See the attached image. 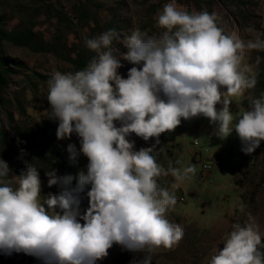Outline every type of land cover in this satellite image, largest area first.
<instances>
[{
  "label": "clouds",
  "instance_id": "obj_1",
  "mask_svg": "<svg viewBox=\"0 0 264 264\" xmlns=\"http://www.w3.org/2000/svg\"><path fill=\"white\" fill-rule=\"evenodd\" d=\"M217 20L215 12H188L170 0L158 16L164 30L149 35L134 28L123 38L127 51L119 57L111 50L119 38L116 30L85 38L96 55L84 69L55 71L47 101L49 118L58 121L57 138L73 133L80 138L79 150L75 144L67 150L70 160L81 153L87 157L86 172L75 177L58 175L56 169L45 172L48 187L60 191L41 200L37 167L26 164L13 187L7 179L12 169L0 158V250L24 252L43 264H96L118 244L143 254L129 264H152L153 249H170L184 238V227L166 216L177 203L175 194L157 178L171 175L174 189L196 168L158 164L152 152L161 134L174 131L182 119L203 116L219 137L234 130L245 154L264 141V92L249 96L247 109L235 117L230 99L255 88L245 56L264 52V38L227 34ZM121 58L139 66L131 67L126 78L118 72ZM132 133L155 142L135 150L128 139ZM192 141L197 144L196 137ZM88 185V207L81 213L80 193ZM208 264H264V230L256 217L248 213L234 223Z\"/></svg>",
  "mask_w": 264,
  "mask_h": 264
},
{
  "label": "rangeland",
  "instance_id": "obj_2",
  "mask_svg": "<svg viewBox=\"0 0 264 264\" xmlns=\"http://www.w3.org/2000/svg\"><path fill=\"white\" fill-rule=\"evenodd\" d=\"M170 0H0V27L6 32H33L34 47L15 45L4 39L1 49L8 65V84L0 104V158L12 171L7 178L16 187V175L31 163L37 167L42 180L41 200L48 192L59 193L54 185H47L45 172L57 170L58 175L86 172L87 157L82 153L70 160L69 144L80 148V138L58 139V121L49 118L47 101L48 80L55 71L62 73L84 69L86 62L96 55L85 45L106 30L119 34L111 50L118 57L127 51L122 43L134 28L149 35L163 31L158 16ZM177 6L188 12H215L217 23L227 34L242 39L256 35L264 38V0H176ZM251 29V31H249ZM50 44V45H48ZM82 64H79V57ZM257 79L254 89L231 97L233 116L248 107L249 96L264 92V52L252 51L245 56ZM119 74L127 77L133 65L121 58ZM219 108L220 105H217ZM119 126V122H116ZM235 120L233 121V124ZM215 125L203 116L183 120L172 132L156 144L152 155L165 168L194 165L195 175L172 188L174 178L158 177V182L174 192L177 203L167 211L170 222L184 227V238L170 249L152 250V264H208L210 257L223 248V241L236 222H243L248 213L256 217L264 230V141L251 154L241 151L242 143L233 130L227 137L214 134ZM47 138V142L44 140ZM197 138V144L192 140ZM135 150L151 147L132 133ZM49 145L46 147V144ZM199 145L200 150L197 149ZM55 149L52 154L50 149ZM60 160L61 163H58ZM220 160V163H214ZM76 181L73 180V185ZM80 193V211L88 207L87 191ZM81 223L83 221L81 220ZM108 256L96 264H129L134 256L121 245L114 244ZM0 264H43V261L24 252L11 255L0 250Z\"/></svg>",
  "mask_w": 264,
  "mask_h": 264
},
{
  "label": "trees",
  "instance_id": "obj_3",
  "mask_svg": "<svg viewBox=\"0 0 264 264\" xmlns=\"http://www.w3.org/2000/svg\"><path fill=\"white\" fill-rule=\"evenodd\" d=\"M4 39H7L9 41H11L12 43H14L15 45H25L28 47H34V45L32 43H35L33 40V32L30 31H24V30H15V31H10V32H6L2 27H0V104L2 103V93L4 88L6 87V85L8 84V63L6 61V59L3 56L2 53V49H1V43ZM50 45V44H48ZM90 61L88 60L86 62V65H88ZM79 64L80 65H84L82 64V57H79ZM44 140L47 142V138L44 137ZM49 145L46 144V147ZM50 152L52 154L55 153V149L51 148ZM58 161V163H61L60 160H56Z\"/></svg>",
  "mask_w": 264,
  "mask_h": 264
}]
</instances>
